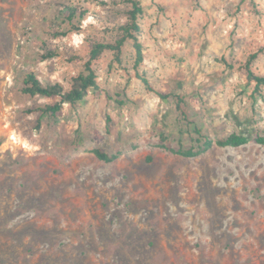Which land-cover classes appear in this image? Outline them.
Segmentation results:
<instances>
[{
  "label": "rangeland",
  "instance_id": "rangeland-1",
  "mask_svg": "<svg viewBox=\"0 0 264 264\" xmlns=\"http://www.w3.org/2000/svg\"><path fill=\"white\" fill-rule=\"evenodd\" d=\"M144 62L92 63L99 90L57 115L56 98L22 92L85 72L115 43L126 0H0V264H264V146L194 158L211 139L264 136V0H140ZM76 16L69 19L70 10ZM53 57H47L48 53ZM137 74L163 94V101ZM120 153L112 163L92 150Z\"/></svg>",
  "mask_w": 264,
  "mask_h": 264
},
{
  "label": "trees",
  "instance_id": "trees-1",
  "mask_svg": "<svg viewBox=\"0 0 264 264\" xmlns=\"http://www.w3.org/2000/svg\"><path fill=\"white\" fill-rule=\"evenodd\" d=\"M129 5V10L127 12V23L120 26L121 37L115 43H96L90 53V60L86 63L85 72L79 74L77 77L72 79V84L70 88H66L61 83H54L44 85L34 73H29L26 75L24 80V88L22 92L31 97H42V98H56L58 101L55 104H49L45 107L32 110L33 112H40L42 115H52L57 116L64 108V105H76L77 103L83 101L91 91L99 90L98 86V76L92 67V63L97 60L102 53L105 51H111L115 54V60L121 63V56L123 54V47L128 40L133 41V48L135 50V67L139 68L144 62V45L140 41V36L143 33V29L140 25V20L144 14L143 7L140 0H126ZM76 10H70L69 19H73L76 16ZM54 53L49 52L47 57H53ZM256 58L255 55L251 56L245 65V71L247 74V79L249 83H255L254 92L260 95V91L264 88V76H259L255 74L251 68L252 61ZM138 79L141 80L147 91L155 93L163 101H167L170 98L176 100L177 109L183 117H186L184 111L185 100L182 96L176 94H163L157 92L151 86L150 81L146 78L144 74H137ZM196 136V141L199 146L196 149H173L167 147L166 145H161L160 147L179 156L194 158L198 157L215 147L221 148H238L246 146L252 142L264 146V136L250 137L243 134L233 133L224 139H211L202 134L200 128L196 125L192 126L191 130ZM92 153L101 161L106 163L115 162L119 157L120 153L108 154L101 149H94Z\"/></svg>",
  "mask_w": 264,
  "mask_h": 264
}]
</instances>
